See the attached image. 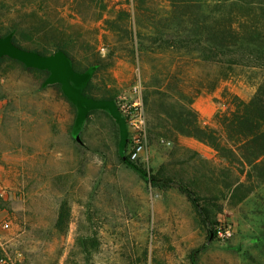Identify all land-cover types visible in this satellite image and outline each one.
Instances as JSON below:
<instances>
[{
    "label": "rangeland",
    "instance_id": "obj_1",
    "mask_svg": "<svg viewBox=\"0 0 264 264\" xmlns=\"http://www.w3.org/2000/svg\"><path fill=\"white\" fill-rule=\"evenodd\" d=\"M180 2L0 0V37L44 55L59 46L86 73L66 98L54 83L74 84L62 56H31L32 68L0 57V264H191L207 224L186 194L125 158L183 183L210 225L230 228L196 264H264V155L222 126L264 72L184 44L196 38L178 16L197 8ZM136 84L146 125L132 157L136 134L119 109ZM196 129L223 150L184 134Z\"/></svg>",
    "mask_w": 264,
    "mask_h": 264
},
{
    "label": "trees",
    "instance_id": "obj_2",
    "mask_svg": "<svg viewBox=\"0 0 264 264\" xmlns=\"http://www.w3.org/2000/svg\"><path fill=\"white\" fill-rule=\"evenodd\" d=\"M171 3L173 6V3L176 2L171 1ZM180 3L183 5L181 7L185 9L193 3L196 4L194 7L197 8V11H184L178 16L185 33L196 38L190 40L189 37L185 36L184 44L204 45L203 50L208 49L209 53L207 58L216 63L220 62L219 56L234 57L240 55L247 66L259 68L264 72V0H181ZM203 8H207L206 13ZM55 55L62 56L68 62L69 74L74 79V84L71 85L73 92L74 88L83 84L86 73L85 71H78L74 67L73 59L64 49L57 46L52 54L44 55L38 50L21 49L13 43V39L9 35L0 37V57L7 56L21 62L26 67L30 66L24 57L36 56L48 59ZM233 62L235 61L230 60L229 64ZM37 70H48L50 72L49 78H54L50 69ZM54 83L59 84L63 95L68 98L69 90L59 82L55 81ZM235 102V110L224 119L222 126L231 138L236 137L240 142L256 151L259 156L264 155V78L249 101L236 99ZM184 134L206 143L217 152L223 150L220 147L218 136L214 132L205 133L196 129L191 133ZM124 164L153 185L176 187L187 195L208 226L206 242L200 248L193 250L190 255L191 264H196L197 255L206 249L210 241L218 239V237L216 234L217 226L208 223L205 209L200 207L194 193L183 183L171 179L158 180L154 177H148L144 171L136 167L127 158L124 159Z\"/></svg>",
    "mask_w": 264,
    "mask_h": 264
},
{
    "label": "built area",
    "instance_id": "obj_3",
    "mask_svg": "<svg viewBox=\"0 0 264 264\" xmlns=\"http://www.w3.org/2000/svg\"><path fill=\"white\" fill-rule=\"evenodd\" d=\"M139 86V84H136L133 87L134 93L137 95L136 99L132 100L128 104H123L119 109L122 115L126 118L128 127H130V129H132V131H134L136 134L133 139L135 153L132 155V157L142 150V141L145 138L146 118L142 100L140 98ZM216 234L218 239L228 238L231 236V230L227 225H219L216 227Z\"/></svg>",
    "mask_w": 264,
    "mask_h": 264
},
{
    "label": "crops",
    "instance_id": "obj_4",
    "mask_svg": "<svg viewBox=\"0 0 264 264\" xmlns=\"http://www.w3.org/2000/svg\"><path fill=\"white\" fill-rule=\"evenodd\" d=\"M57 55H55V56H52L51 58H54V57H56ZM24 59L25 60H30V58H28V57H24ZM48 59H50V58H48ZM72 90V89H71ZM71 90H69V92H68V95H70V94H72V91Z\"/></svg>",
    "mask_w": 264,
    "mask_h": 264
}]
</instances>
